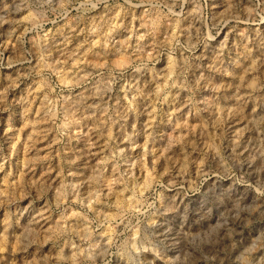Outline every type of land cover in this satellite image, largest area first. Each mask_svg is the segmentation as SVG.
<instances>
[{"label":"rangeland","instance_id":"obj_1","mask_svg":"<svg viewBox=\"0 0 264 264\" xmlns=\"http://www.w3.org/2000/svg\"><path fill=\"white\" fill-rule=\"evenodd\" d=\"M0 264H264V0H0Z\"/></svg>","mask_w":264,"mask_h":264}]
</instances>
